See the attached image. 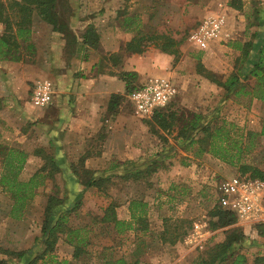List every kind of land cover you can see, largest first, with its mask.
Here are the masks:
<instances>
[{
    "label": "rangeland",
    "instance_id": "1",
    "mask_svg": "<svg viewBox=\"0 0 264 264\" xmlns=\"http://www.w3.org/2000/svg\"><path fill=\"white\" fill-rule=\"evenodd\" d=\"M78 1L83 6L81 10L84 14L83 17H86V21L90 22L89 24L96 26V29L97 27L99 29L101 25L105 27L108 25L118 27L128 36H134L140 27L141 31L149 37L154 34L168 33L180 40L179 52L175 62L181 61L186 50H188L187 55L189 56H186L188 59L181 65L182 68L185 67L184 71L187 73L184 75H188V77L180 76L179 83L171 78L178 93L167 105L166 111L168 113L175 111L178 113V119H173L175 125L170 130L163 131L156 126L154 127L150 121L151 118H142L138 115L127 97V93L120 98V101L123 100L121 113L126 118L124 128L130 132V140L133 141L137 151L129 152L128 155L122 154L123 152L112 153L107 151L102 156H96L89 161L90 169L101 171L119 164L115 166L117 169L113 171L112 178L102 188H88L80 196L81 206L69 216V226L79 229L81 234L84 233L82 229L87 227L86 229L89 231L84 240H88L90 243L85 247L81 259H74V247L69 244V237L66 233L59 239L53 254L59 260H67L68 264L71 262H77L76 264H106L110 258L116 259L122 255H130L135 251H137L136 257L139 258L140 264H205L206 260L210 258L211 249L224 242L230 234L236 232L240 238L234 246L236 248L235 254H245L248 263L253 264L257 255H264V221L244 222L237 217L236 224L216 228L213 223L217 219L212 213L215 207L227 209V206L221 201L223 184L232 176L249 178L248 174L242 175L238 165L228 164L208 152L198 155L197 151L200 146L205 145L198 140L199 136L203 135L202 132H198L197 135V132L192 133L197 140L194 143H190L192 134L185 139L182 133L189 132L186 127L193 119L192 113H203L204 109L211 112L213 107L218 106L217 103L221 99L223 100V104L220 106L221 116L217 121H214L213 125H220L223 120H227L243 128L244 132H258L261 129L264 104L260 103V100L256 103H250L248 97L240 96L234 97L235 102H232L231 96L226 98L223 91L222 93L217 91L220 88L211 90L206 88L205 84L203 86L202 79L198 77V74H207L202 73L205 67L201 60L204 57V52L210 47L207 49L200 48L189 40V36L204 17L217 13L206 14V8L212 5H219L220 8V4L225 7L227 3L225 0ZM108 1L110 3L108 4L110 6L108 11L105 7L100 9V5ZM252 4H254L252 9H255L258 2L253 1ZM67 5L68 0L61 5L66 20H68L70 13L73 14ZM128 18L132 20L125 24V20ZM85 25L88 26V24ZM71 38V36L68 37V40ZM145 42L147 43L145 51L155 53L160 51V48L152 40L147 39ZM234 44L232 43V45ZM181 47L184 51L181 50ZM216 54H219L221 59L213 60L216 62L213 64L219 65L228 75V71L232 70L236 63L235 53L224 48L223 51L220 50ZM12 65V60L2 61L0 65L3 69L0 86V113L3 112L4 116L1 117L0 115V150L5 149V151L13 147ZM4 76L9 80L8 82L5 81ZM37 81L30 82L26 94V99L29 101H31L32 90ZM137 81L138 84L144 82L140 79L133 82L137 83ZM246 83L250 86L254 85V81H250V79ZM191 85L196 86L191 87ZM210 94L212 95L210 96ZM202 98L207 100V103L202 105L199 103L201 106L199 108L203 109L193 111L195 107L191 106L192 104L189 105L190 101L196 99L195 101L202 102ZM209 102H214V105L210 106ZM155 128L159 130L158 134L154 133L156 132L154 131ZM22 133L29 136L30 145L28 149L30 153L35 152L36 159L26 169L23 167L19 178L27 181L36 172H40L44 175V184L36 189V194L28 204L23 217L14 219L11 217L12 194L6 191L0 183V226L6 231L2 233L0 229V242L6 246V248L3 246L0 248L13 251L36 248L34 240L36 237L42 236L41 228L49 195L63 197L68 203L77 198L80 191V185L71 182L69 175H66L71 172V168H63L64 172L59 171L53 167V163L49 159L50 155L46 157L45 153H41L45 144L44 139H42L43 133ZM96 141L98 144L100 143L98 139ZM257 142L254 151L245 155L242 161L264 170V136L259 138ZM174 145H176V149L172 153L171 150H173L172 146ZM37 150H40L38 154H36ZM163 150L168 151L167 153L170 155L172 154V159L169 160L175 163L190 162V166H184L183 170H180L176 175H173V166H170L167 169H160L154 174H145L140 179H133L132 177L128 179L125 176L123 172L125 166L136 167L138 162H143L157 153L163 152ZM91 153L90 155H96L97 152ZM97 155L99 154L97 153ZM2 172L3 155L0 153V180ZM73 189L77 191H73ZM133 199H143L149 204L147 213L149 214L150 229L140 233L139 237L136 238L132 231L118 234L112 225L101 221L105 209L111 202L116 206L120 218H128L131 214L129 205ZM182 218H186L188 222L180 221ZM176 225L182 228L179 231L186 230L185 233L174 243L163 241L161 237H163L162 233L166 229L168 232L164 238L169 240L170 237L175 236V233L172 234V232L175 231ZM73 235L76 237L75 234ZM2 236L6 239H1ZM136 248L138 249L136 250ZM0 259L7 260L8 264H21L19 259L2 252H0ZM231 260L232 258L228 257L223 261L218 260L215 264H228Z\"/></svg>",
    "mask_w": 264,
    "mask_h": 264
},
{
    "label": "crops",
    "instance_id": "2",
    "mask_svg": "<svg viewBox=\"0 0 264 264\" xmlns=\"http://www.w3.org/2000/svg\"><path fill=\"white\" fill-rule=\"evenodd\" d=\"M230 1L233 0H225L227 4L222 8L227 11L228 17L226 33L221 39L210 44V48L204 52V57L201 60L205 72L215 74L222 81H226L235 70L236 63L226 75L219 65L213 64L217 58L221 59V56L216 53L225 48L235 53L237 59L242 56L241 47L251 38L252 33L257 30L264 31V0H237L236 3L239 7H234L229 3ZM253 1L258 2L255 9H252ZM69 4L73 9L70 27L76 36V42L70 49L67 48V40L53 29V25L44 21L37 13L33 16L29 35L19 37L20 47L13 48V147L28 153L25 169L36 158L35 152L30 153L28 149L29 136L22 132H42V139L45 141L42 154H55L56 162L64 169H70L73 163H79L80 158L87 152L99 154L90 155L85 160L87 168H91L88 165L90 160L96 156H102L107 151L123 152L122 154L126 155L129 152H136L133 141L130 140V132L124 128L126 118L121 113L123 100H116V105L111 107L114 94L121 98L126 93V82L121 77L122 74L134 72L136 79L141 81L152 76H162L172 78L177 83H179L180 76L188 77V75H184L187 73L184 71L185 67H181L182 63L188 59L186 57L189 56L187 55L188 50L179 62H175V55L164 53L161 50L156 53L128 52L125 50V46L133 35L128 36L118 27L108 25L105 27L99 24L101 27L99 29L97 27L100 37L98 47L84 44L82 38L86 30L84 27L90 22L86 21L85 16L83 17L84 14L81 11L83 6L80 1L69 0ZM108 4H110L109 1L101 4L100 9L105 7L108 11L110 7ZM256 9L259 10L258 22L263 23L260 26L257 25L258 23H254ZM219 11H221L219 5H212L205 9L206 14ZM3 33L4 26L0 24V36ZM232 43H238V46L235 47V44L232 45ZM181 50L184 51L182 47ZM1 62L0 60V65ZM2 72L3 69L0 66V86L3 78ZM198 77L202 79L203 86L205 84L206 88L211 90L220 88L217 91L219 93L223 91L225 95V88L213 82L209 76L198 74ZM43 79H49L54 83L55 94L51 105L41 109L27 100L26 94L31 81ZM5 81L9 80L5 77ZM250 81H254V78H250ZM230 98L232 102H235L234 95H231ZM248 99L250 103L259 101L257 98L248 97ZM195 100L189 103L195 107L193 111L203 109L199 108L200 104L207 103L206 98L205 100L202 98V102ZM260 103L264 104V101L260 100ZM217 104L218 106L213 107L211 112L204 109L203 114L221 116L220 106L223 104V100L221 99ZM209 105L213 106L214 102H209ZM0 115L4 117L3 112ZM172 148L174 152L176 145ZM36 154L38 153L36 152ZM188 165L190 166V162H176L173 166V175ZM69 177L71 178L70 175ZM120 219L130 220L131 214L128 218ZM0 229L2 233L6 232L1 226ZM3 238L6 239L2 236L1 239ZM0 246L6 248L2 242H0ZM11 247L13 248V246ZM59 258L62 259L60 256Z\"/></svg>",
    "mask_w": 264,
    "mask_h": 264
},
{
    "label": "trees",
    "instance_id": "3",
    "mask_svg": "<svg viewBox=\"0 0 264 264\" xmlns=\"http://www.w3.org/2000/svg\"><path fill=\"white\" fill-rule=\"evenodd\" d=\"M64 1L67 0H0V24L4 26V33L0 36V60L13 61V48L18 49L20 47L19 37L29 35L30 25L32 24L35 13L40 15V18L44 21L53 25V29L67 40V48L70 49L76 42V36L70 27V17L72 14L70 13L68 20L64 19L61 9ZM236 2L237 0L230 1L231 5L239 7ZM67 6L70 12H73L69 0ZM258 14L259 10L256 9L254 23H258L257 25L260 26L263 23L258 22ZM130 20L132 19H126L125 24L130 23ZM70 36L72 38L68 40ZM82 38L84 44L94 47L99 45V33L93 24L87 26ZM147 39L152 40L164 53L175 55L176 57L179 52L180 40L170 36L168 33L154 34L149 37L141 31L140 27L132 39L127 42L125 50L133 53H143L147 47V43L145 42ZM235 46L237 47L238 43H235ZM241 48L243 54L236 59L235 71L229 75L226 81L218 79L215 74H208L205 70L203 72L207 73L206 75L213 82L225 88L226 98L234 95L236 98L245 96L264 101V31L257 30L253 32L251 38ZM122 77L126 82L127 94L141 85V83L138 84V81L137 83L133 82L136 80V73L134 72H124ZM250 78H254L253 86L246 83ZM119 99L120 96L114 94L112 96L111 107L115 106L116 100ZM166 107L156 110L150 120L154 127L156 126L163 131L170 130L175 125L173 119H178V113H175V111L168 113ZM192 117L193 119L190 120L186 127L189 132L182 133L185 139L192 133L197 132L196 135L198 132L203 133V135L199 136L198 140L202 141L205 145L200 146L197 151L198 155L208 152L228 164L238 165L242 175L248 174L249 178L259 179L264 182L263 169L242 161L245 155L254 151L258 144L257 140L264 136V118L260 131L244 132L243 128L227 120H223L220 125H213L214 121H217L220 117L216 114L207 116L202 112H195L192 113ZM154 131L155 134L159 132L156 128ZM195 141L197 140H195L192 134L190 143H194ZM39 152L40 150H37V153ZM167 152L163 150V152L157 153L154 157L143 162H138L136 167L125 166V170L123 171L125 176L128 179L131 177L133 179H140L145 174H154L160 169H167L170 166H174L175 162L169 160L172 159V154L170 155ZM171 152L174 153L173 150ZM0 153L3 155V172L0 183L13 197L11 217L21 219L28 204L36 194V189L44 184V175L36 172L29 180H21L19 175L27 160L28 153L16 147H11L7 151L5 149L0 150ZM45 155L46 157L50 155L49 159L52 161L53 167L59 171H63V168L55 160V154L51 155L46 153ZM88 157H90V152L83 155L79 163H73L71 172L69 173L71 176L70 181L77 182L80 185L79 196L77 198L67 203L63 197L49 195L41 228L42 236L36 237L34 240L36 248L19 251L0 248V252L19 259L21 264H68L67 260H59L53 254L59 239L67 233L69 244L74 247L73 258L81 259L85 247L90 243L88 240H84L89 230L85 227L82 229L84 233L81 234L79 229L77 230L69 226V216L81 206L82 200L80 196L88 188H102L112 178L113 171L117 169L115 166L119 165L116 164L105 171L90 169L85 165V160ZM43 170L45 169L43 168ZM73 191L77 190L73 189ZM148 205V202L143 199L131 200L129 205L131 219L125 220L118 217L117 208L111 202L105 209L101 221L112 225L118 234L132 231L135 238L139 237L140 233L147 232L150 229L147 213ZM212 213L217 219L213 223L216 228L231 226L238 221L234 212L221 207H215ZM180 221L188 222L186 218H182ZM181 229V227L176 225L175 231L172 232V234L175 233V236L170 237L169 240L164 238L168 232V229H166L162 233V240L170 241V243L176 242L186 231H179ZM239 238L236 232L230 234L224 242L217 244L211 249V254H209L210 258L206 260L205 264H215L218 260L223 261L228 257L232 258L228 264H249L245 254H235L236 248L234 246ZM33 250L34 252H32ZM136 254L137 251L130 255H122L116 259L110 258L106 264H140V260L136 257ZM0 264H8V262L5 259H0ZM253 264H264V255H257L254 258Z\"/></svg>",
    "mask_w": 264,
    "mask_h": 264
},
{
    "label": "built area",
    "instance_id": "4",
    "mask_svg": "<svg viewBox=\"0 0 264 264\" xmlns=\"http://www.w3.org/2000/svg\"><path fill=\"white\" fill-rule=\"evenodd\" d=\"M221 11L204 17L192 30L189 40L202 49L226 33L227 14ZM55 93L49 79L38 80L32 90L31 102L45 108L51 105ZM177 87L170 78L152 76L127 94L136 113L151 118L156 110L166 107L177 95ZM221 201L244 222L264 221V182L259 179L232 176L223 184Z\"/></svg>",
    "mask_w": 264,
    "mask_h": 264
}]
</instances>
